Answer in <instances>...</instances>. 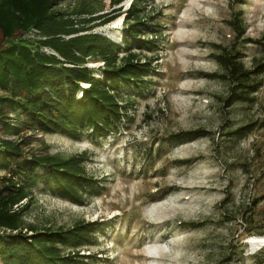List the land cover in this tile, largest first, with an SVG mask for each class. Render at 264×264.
<instances>
[{
  "label": "rangeland",
  "instance_id": "374dc122",
  "mask_svg": "<svg viewBox=\"0 0 264 264\" xmlns=\"http://www.w3.org/2000/svg\"><path fill=\"white\" fill-rule=\"evenodd\" d=\"M132 1L114 7L111 0H61L60 9L117 17L94 33L123 46ZM142 1L147 28L158 35L142 39L157 43L134 51L152 70L143 88L122 89L127 112L115 133L87 134L80 142L27 135L28 149L39 155L86 154L99 188L81 204L35 189L26 223L93 224L96 242L81 252L87 263L264 264V245L252 243L264 233V86L254 104L228 114L229 85L214 76L223 74L215 60L223 49L239 50L248 67L264 61V0ZM239 19L244 38L234 27ZM27 37L38 39L35 31ZM102 66L91 68L101 77ZM251 123L259 127L246 139L228 136ZM199 130L210 134L185 144L172 140Z\"/></svg>",
  "mask_w": 264,
  "mask_h": 264
},
{
  "label": "trees",
  "instance_id": "16d2710c",
  "mask_svg": "<svg viewBox=\"0 0 264 264\" xmlns=\"http://www.w3.org/2000/svg\"><path fill=\"white\" fill-rule=\"evenodd\" d=\"M127 1L111 0V5ZM144 4L132 1L134 19L120 46L94 33L115 21V16L94 17L86 8L78 13L64 11L61 0H0V173L4 174L0 175V264H97L92 258L93 263H87L81 255L96 242L93 224L39 229L26 223L35 189L42 187L54 197L81 204L99 188L87 171L86 154L39 155L28 149L27 135L80 142L87 134L104 138L115 133L127 112L122 89L143 88L152 70L134 51L153 50L157 43L142 39L158 36L147 28L146 14L141 15ZM241 20L234 27L244 38ZM34 31L38 39L28 38ZM215 60L223 74L214 76L229 85L223 100L228 114L238 105L254 104L264 86L263 59H254L253 67H248L241 52L230 48ZM96 63L103 64L101 77L91 68ZM258 127L251 123L228 136L241 141ZM209 134L182 132L172 140L185 144Z\"/></svg>",
  "mask_w": 264,
  "mask_h": 264
},
{
  "label": "bare ground",
  "instance_id": "6f19581e",
  "mask_svg": "<svg viewBox=\"0 0 264 264\" xmlns=\"http://www.w3.org/2000/svg\"><path fill=\"white\" fill-rule=\"evenodd\" d=\"M252 243L255 244V245H264V236L263 237H259V238H254L252 240Z\"/></svg>",
  "mask_w": 264,
  "mask_h": 264
}]
</instances>
